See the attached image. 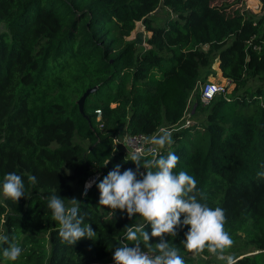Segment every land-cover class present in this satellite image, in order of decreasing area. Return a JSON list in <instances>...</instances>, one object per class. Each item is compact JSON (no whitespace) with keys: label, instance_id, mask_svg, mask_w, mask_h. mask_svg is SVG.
I'll list each match as a JSON object with an SVG mask.
<instances>
[{"label":"trees","instance_id":"1","mask_svg":"<svg viewBox=\"0 0 264 264\" xmlns=\"http://www.w3.org/2000/svg\"><path fill=\"white\" fill-rule=\"evenodd\" d=\"M212 1L0 0V183L13 172L25 183L18 203L1 196L0 234L15 237L22 254L7 261L8 245L0 244V264H115L105 260L122 243L134 247L126 228L141 224L126 210L99 205L97 185L115 165L121 173L136 169L112 140L153 136L179 123L194 91L190 116L200 111L204 121L172 130L161 154L174 152L173 171L193 176L201 202L223 209L233 244L243 240L257 250L237 254V264H257L264 253V14L252 18ZM158 6L169 14L154 25L149 14ZM138 21L148 32L141 50L125 39ZM212 53L232 87L204 104L196 88L208 81L200 69ZM91 87L79 113L75 101ZM195 130L200 137L185 140ZM90 177L92 186L75 199L96 239L69 246L61 243L48 199L57 195L71 207L70 181ZM188 230L164 236L181 256L189 254L182 243ZM145 231L151 234L150 224Z\"/></svg>","mask_w":264,"mask_h":264},{"label":"clouds","instance_id":"2","mask_svg":"<svg viewBox=\"0 0 264 264\" xmlns=\"http://www.w3.org/2000/svg\"><path fill=\"white\" fill-rule=\"evenodd\" d=\"M172 134L167 129H161L151 137L154 145L149 150L150 159L145 158L141 149L129 153L130 160L136 165L135 171L127 169L121 173V165L117 164L114 170L97 185L100 193L99 205L112 211L126 210L131 219L138 216L143 223L139 226H128L125 239L134 244L129 247L122 243L115 248L113 260L115 264H185L179 250L164 236L175 238L177 229L188 226L185 240L182 241L187 252L200 255L207 252L224 259V253L232 246L233 240L225 230L226 217L220 207L212 208L202 203L205 197L197 189V181L185 171L178 174L176 168L179 157L169 151L162 155L161 150L172 141ZM146 170V174L140 169ZM141 176V179L137 177ZM28 181L34 184L36 178L29 176ZM93 182H88L90 188ZM0 196L11 200L14 204L25 196V183L16 173H8L0 183ZM71 207H67L64 200L52 195L48 199L47 207L51 210V219L58 225V234L61 243L74 246L79 240L96 239V232L89 223H85V216L80 215L79 201L71 199ZM184 219L181 221V216ZM151 225V234L145 231V226ZM151 238H159V243H149ZM0 244H7L2 255L7 261H17L22 248L13 237L0 234ZM141 244L144 248L142 250ZM144 249H147L145 251ZM227 264H237L234 257H227Z\"/></svg>","mask_w":264,"mask_h":264},{"label":"rangeland","instance_id":"3","mask_svg":"<svg viewBox=\"0 0 264 264\" xmlns=\"http://www.w3.org/2000/svg\"><path fill=\"white\" fill-rule=\"evenodd\" d=\"M214 5H221V4H226L228 5L227 8L230 9H239L241 11H247V13L252 17V18H257L260 17L261 15L264 14V7L259 3L258 0H213L211 2ZM169 12L162 6H158L153 12L149 14V18L152 20L153 24H162L164 19L168 16ZM3 29V25L0 23V30ZM148 32H146L143 28V25L141 22H136L134 29L130 32V34L125 37L126 40H132L134 41L137 50H141L146 46L145 44V38L147 37ZM202 49H206V46H203ZM220 74L218 73L217 70V63L215 60V56L212 53L210 55V63L208 66L203 67L200 69V79L201 80H208V81H219L223 82L224 79L220 78ZM231 85H228L227 91L229 92L231 89ZM199 89V84L196 88V90ZM194 92H192V95L189 96L188 98V107L186 108V111L184 113L188 114L186 118L190 121V124L192 122H198L202 123L204 121L203 114L199 111L195 116H190V107L193 102V96ZM191 94V93H190ZM167 129V128H163ZM159 133V132H158ZM157 133V134H158ZM201 133V132H200ZM192 134H197L198 135V130H195L191 133H188L184 138L185 140H189ZM197 137H200L198 135ZM74 140L78 141L77 138H74ZM84 145H86L85 141L82 142ZM168 146V145H167ZM117 149V147L115 148ZM88 183V179L83 182L82 184L76 183L74 181H70V185L73 189V197L72 199H75L76 196L82 191L85 186V184ZM1 200V196H0ZM143 221L140 217L136 216V219L134 221L135 225L142 224ZM253 245L245 244L243 240L238 241V243L233 244L223 255L224 259H220L217 256L208 253L206 255H193L192 253H189L188 255L182 256L185 264H220L224 260H227V257L232 256L235 257L237 254H252L256 252ZM109 260H113V256L108 258V260H105L106 263H108ZM255 260L257 264H263L264 263V253H260L257 256H255ZM111 261V262H112ZM263 262V263H262Z\"/></svg>","mask_w":264,"mask_h":264},{"label":"built area","instance_id":"4","mask_svg":"<svg viewBox=\"0 0 264 264\" xmlns=\"http://www.w3.org/2000/svg\"><path fill=\"white\" fill-rule=\"evenodd\" d=\"M227 85H228L227 80H224L223 82L220 83L214 81H206L203 84H200L199 85L200 101L206 104L214 96L219 94H224L226 92ZM94 112L96 113V117L98 118L100 114L99 110H95ZM186 116H188V114L183 115L182 120L179 123L172 125L167 130L171 132L172 130H178L189 125L190 121L186 118ZM161 129L163 128H160L159 131ZM151 137L152 136H147L141 133L124 134L122 136L120 135L114 137L112 143L114 148L117 147V149L121 150L127 156H130L129 153H132L137 149H141L146 155L149 154V150L154 147V145L150 143ZM93 179H94L93 177L88 178V182H93Z\"/></svg>","mask_w":264,"mask_h":264},{"label":"water","instance_id":"5","mask_svg":"<svg viewBox=\"0 0 264 264\" xmlns=\"http://www.w3.org/2000/svg\"><path fill=\"white\" fill-rule=\"evenodd\" d=\"M96 89V87H91V88H87L80 96L79 98L75 101V104L77 105L78 111L79 113H82V105H83V101L84 98L91 92H93ZM84 117L86 118V115H84ZM87 190L86 186L84 187V191L83 193Z\"/></svg>","mask_w":264,"mask_h":264},{"label":"crops","instance_id":"6","mask_svg":"<svg viewBox=\"0 0 264 264\" xmlns=\"http://www.w3.org/2000/svg\"><path fill=\"white\" fill-rule=\"evenodd\" d=\"M124 134H125V133H122L121 136L124 135Z\"/></svg>","mask_w":264,"mask_h":264}]
</instances>
